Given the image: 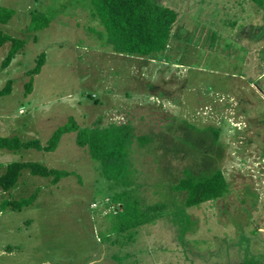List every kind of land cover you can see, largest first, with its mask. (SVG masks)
Instances as JSON below:
<instances>
[{
  "label": "rangeland",
  "instance_id": "obj_1",
  "mask_svg": "<svg viewBox=\"0 0 264 264\" xmlns=\"http://www.w3.org/2000/svg\"><path fill=\"white\" fill-rule=\"evenodd\" d=\"M164 1L196 16L190 30L179 38L178 52L128 59L112 53L87 29L97 24L88 14L92 0H0V15L9 17L7 23L0 22V30L26 41L24 50L6 68L1 67V61L9 43L0 47V90L7 80L12 81L10 93L0 95V135L37 138L45 143L62 125L75 120L80 126L91 127L98 117L105 124L132 122L137 134L165 130L172 115L199 127L223 125L222 155L216 153L215 160L228 191L216 202L219 209L203 204L202 210L193 211L190 217L186 211L191 210L180 204L181 219L190 220V225L180 228L178 217L167 209L168 215L152 227L134 228L133 245L116 248L110 242L117 236L111 226L116 219L107 213L111 194L99 165L86 148L76 144L74 131L64 133L50 152L0 150V174L9 162L22 160L71 172L55 184L51 178L24 171L17 187L7 195L0 192V201L5 197L20 200L36 192L21 211L11 207L0 211V221L9 220L11 227L13 222L17 224L10 235L0 225V244L9 245L0 264H12L13 260L15 264L34 263L37 258L47 260L46 264L52 260L65 264L66 256L73 257L70 263L88 264L90 244L97 248L91 264H264L262 249L256 252L252 247L254 239L263 234L257 227L264 229V160L258 159L253 146L249 157L237 155L229 142L234 123L259 122L264 126V42L257 32L264 26V18L248 0ZM28 12L47 17L48 25L33 35L27 32ZM243 43L246 45L238 58L239 44ZM184 44L186 52L181 59ZM43 52L45 62L33 75L32 90L26 95L27 71ZM178 53L180 57L175 59ZM217 90L219 96L214 93ZM179 124L173 122L175 129L171 131ZM167 135L172 138L171 133ZM190 135H176L180 137L173 139L175 144H182L175 146L168 160H163L160 149L132 145L133 168L140 175L135 182L141 185L145 200L158 198L153 191L161 177H168L167 183L174 182L186 167L193 173L207 168L192 165L198 153ZM153 140L159 139L155 136ZM258 148L261 154L262 145ZM166 166L168 176H164ZM150 231L152 236L146 241ZM57 241L63 242L64 249L54 251ZM33 245L29 261L28 247ZM160 245L170 249L167 257L156 253L161 251ZM118 250L120 258L115 260ZM140 250L122 260L123 253ZM152 256L157 261L152 262Z\"/></svg>",
  "mask_w": 264,
  "mask_h": 264
},
{
  "label": "trees",
  "instance_id": "obj_2",
  "mask_svg": "<svg viewBox=\"0 0 264 264\" xmlns=\"http://www.w3.org/2000/svg\"><path fill=\"white\" fill-rule=\"evenodd\" d=\"M250 1L254 2L257 11L262 13L261 17L264 18V0ZM92 4L93 7L91 10L89 8L88 14L97 24L93 27L88 26L87 29H90V33L98 35L103 40L101 44L109 48L112 53L116 55L120 54V56L128 59L151 58L156 52H178L177 46L179 44V38L182 36L181 34L183 32L187 33L190 30L189 27L194 23V18L196 17L168 6L164 0H92ZM26 16L27 27L25 30L32 35L48 25L47 17H40L31 12H28ZM8 20L9 17H2L0 15L1 23H7ZM260 29H262V31L259 32ZM257 32L264 40V26L259 28ZM256 36L257 34L255 33V37ZM35 39L36 37L33 40ZM6 43H9V49L1 61L2 68L8 67L15 55L24 50L26 41L20 37L3 33L0 30V47ZM185 44L183 45V49H180L182 52L181 59H183L186 52L187 44ZM244 45L246 44H239L241 49L238 58L242 57L241 53L242 48H245ZM179 57L180 54L178 53L175 59ZM44 62L45 53H39L36 58L35 66L27 71L30 78L24 85V92L26 95L32 90L33 75L39 73ZM11 82V80H7L5 86L0 90V95L10 93ZM214 93L219 96L218 93H220V91L217 90ZM159 95L160 94L157 96ZM90 99L98 102L95 95H90ZM226 101H228V98ZM224 104L227 103L224 102ZM198 116V118H202L201 114ZM167 120L165 125L169 127L166 129L164 128L165 130L156 134L150 132L137 134L136 127L132 122L117 123L116 121H108L105 124L102 122L101 117H98L93 122L95 125L88 127L80 126L75 123L74 120L71 121V124H65L55 129L45 143H41L37 138L22 140L17 135H0V150L15 152L22 149H35L37 151L50 152L55 150L64 133L74 131L76 144L82 148H86L90 157L98 163L99 173L104 177L106 189L108 193L111 194V198H109L112 199V202L110 210L107 213H111L116 219V222L111 223V226L117 236L110 242L113 245L116 244L117 248L126 246L128 243L133 245L136 239L133 233L134 228L145 224L152 227L153 224L168 215L167 209H171L172 215L174 214V216L178 217L179 222L176 223H178L179 227L185 228L186 224L190 225V220L184 221L181 219L180 211H183V209L178 208L180 204L191 210L186 211L191 217V215H194L192 213L193 211L202 210L203 204H214V208L219 209L215 206L216 202L228 191L227 180L215 160L216 153L222 155L221 147L223 143L220 136L223 125L214 123V125L209 124L204 127H199L195 124L185 122V118L177 120V117L174 115L167 118ZM174 120L179 121L180 124L177 125V130L171 131V129L174 128ZM187 129L190 132L187 131ZM259 129H262V127L259 126ZM179 132L185 135L190 133L191 135L189 137L195 144L198 155L194 157L192 165H206L207 168L205 170L201 168L197 169L195 170L196 173H193L191 168L186 167L181 171L182 176L177 178L174 182L167 183L168 177H161L156 181L153 191V195H157L158 198L155 199L152 197L151 200L147 201L145 200L144 194L140 192L141 185L135 182L137 178H140V175L137 171H134L133 168L134 165L131 159L133 151L132 145L136 143V145L142 147L160 149L164 152L162 154L164 157L163 160H168L170 157L169 153H171V151L173 153L175 146L177 147L182 144H175L173 140L180 137L176 136ZM167 133H171L172 138H170ZM155 136H157L159 140L154 141L153 139H155ZM249 136L252 135L248 134L247 136L246 134H241L235 126L233 127L229 142L232 147L234 146V152L237 149L241 151L242 148L250 146L257 141L258 134H254V138ZM199 137L200 140L197 141ZM204 144L205 148H203ZM167 169L166 166L164 176H168ZM24 171H28L31 175L51 178V183L55 184L62 177L71 174V172L68 171L50 168L40 162L29 160L12 161L5 166V171L0 174V192L3 193V195L9 194L17 187L19 178L23 176ZM35 194L36 192L20 200H12L10 197H5L0 201V211L5 210L7 207H11V209L15 211H21L22 208L28 206L32 202V198ZM109 198L107 196L105 199L109 200ZM164 219L168 220L167 217ZM38 223L40 222L38 221ZM16 226V222H13L12 227L15 228ZM257 230L260 234H263L254 239L252 247L253 251L256 252L262 249L261 254L263 255L264 229L262 227H257ZM120 233L122 235H120ZM151 236L152 233L146 237V241L149 240ZM122 240L123 242L120 243ZM28 241V236H26V243ZM54 241L56 242V240ZM56 245L54 251L57 249H64L63 242L57 241ZM8 246H6V248H8ZM158 247L161 251H156V253L160 252V255L167 257L168 253H170V249L162 245ZM18 248L17 246L16 249ZM28 248L30 249H28L27 259L30 261L31 251L34 250V245ZM9 250L13 251V248L9 247ZM96 250L97 248L93 249L92 244H90V261L88 264L93 261V254ZM154 251L155 247L153 248V252ZM69 252L68 250L65 251V253ZM118 252L119 254L116 256L117 259H113L119 260L120 251L118 250ZM140 252L141 250L139 252L128 251L127 253H123L124 258L122 257V260L127 256H135ZM112 253L109 254L111 259L113 256ZM77 255L78 253H74V256ZM66 257L65 264H74L70 263L73 258L72 256ZM18 258L21 260L19 254ZM39 260L43 259L37 258L32 264H36ZM154 261L157 260H155L153 256V262ZM45 262L47 263V260H43L44 264H46ZM28 263L31 262L25 264ZM50 264L64 263L61 260H52ZM256 264L261 263L259 261Z\"/></svg>",
  "mask_w": 264,
  "mask_h": 264
},
{
  "label": "flooded vegetation",
  "instance_id": "obj_3",
  "mask_svg": "<svg viewBox=\"0 0 264 264\" xmlns=\"http://www.w3.org/2000/svg\"><path fill=\"white\" fill-rule=\"evenodd\" d=\"M264 42V40H263ZM259 126L262 127V129H259ZM258 128L255 132L252 131L253 129L255 128ZM237 130L242 134H246L248 136V134H252V136H249V137H252L254 138V134H258V138H257V141L252 143L250 146H247V147H244L241 149V151L239 149H237L235 152L237 153V155H246L249 157L250 153L253 152L254 150L251 148L252 146L254 148L257 149L258 151V159L263 161L264 160V138H261V137H264V126L263 124L259 123V122H256V123H244V125L240 126L238 125L237 127ZM259 145H262V151H261V154L259 153V148L258 146Z\"/></svg>",
  "mask_w": 264,
  "mask_h": 264
},
{
  "label": "crops",
  "instance_id": "obj_4",
  "mask_svg": "<svg viewBox=\"0 0 264 264\" xmlns=\"http://www.w3.org/2000/svg\"><path fill=\"white\" fill-rule=\"evenodd\" d=\"M2 221H3V222H2ZM2 221H0V225L6 227L5 232H6V233H9V235H10V234L13 232V229H12L11 225L9 224L10 221L7 220V219L2 220ZM6 251H7L6 246L0 244V257H2L3 255H5V254H6ZM141 251H142V250H141ZM125 253H127V252H125ZM93 255H94V254H93ZM124 256H125V255H124ZM123 258H124V257H123ZM152 262H153V256H152ZM12 264H15V261H12ZM28 264H32V263H28ZM36 264H44V263H43V260H39V261L36 262ZM140 264H141V263H140Z\"/></svg>",
  "mask_w": 264,
  "mask_h": 264
},
{
  "label": "clouds",
  "instance_id": "obj_5",
  "mask_svg": "<svg viewBox=\"0 0 264 264\" xmlns=\"http://www.w3.org/2000/svg\"><path fill=\"white\" fill-rule=\"evenodd\" d=\"M250 3H252L253 5H254V7L256 8V10H257V7H256V5L254 4V2H252V1H250V0H248ZM258 12V11H257ZM258 14L260 15V16H262V13H259L258 12ZM195 114L198 116L199 115V112H195ZM235 125V127H237L238 126V123H234Z\"/></svg>",
  "mask_w": 264,
  "mask_h": 264
}]
</instances>
